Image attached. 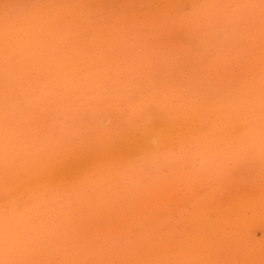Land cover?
Segmentation results:
<instances>
[{"label": "rangeland", "instance_id": "374dc122", "mask_svg": "<svg viewBox=\"0 0 264 264\" xmlns=\"http://www.w3.org/2000/svg\"><path fill=\"white\" fill-rule=\"evenodd\" d=\"M263 120L264 0H0V264H264Z\"/></svg>", "mask_w": 264, "mask_h": 264}, {"label": "bare ground", "instance_id": "6f19581e", "mask_svg": "<svg viewBox=\"0 0 264 264\" xmlns=\"http://www.w3.org/2000/svg\"><path fill=\"white\" fill-rule=\"evenodd\" d=\"M137 75V74H136ZM139 106V105H138ZM163 106V105H162ZM135 108V107H134ZM179 108V107H178ZM205 108V107H204ZM63 109V108H62ZM146 109V108H145ZM216 109V108H215ZM190 111V110H189ZM222 111V110H221ZM233 111V110H232ZM231 111V112H232ZM169 112V111H168ZM181 112V111H180ZM249 112V111H248ZM258 112V111H257ZM82 113V112H81ZM259 113V112H258ZM164 114V113H163ZM204 114V113H203ZM227 114V113H226ZM231 114V113H230ZM245 114V113H244ZM263 114V113H262ZM161 115V114H160ZM251 115V114H250ZM249 115V116H250ZM139 116V115H138ZM168 116V115H167ZM221 116V115H220ZM242 116V115H241ZM256 116V115H255ZM170 117V116H169ZM217 117V116H216ZM232 117V116H231ZM171 118V117H170ZM191 118V117H190ZM193 118H195V117H193ZM192 118V119H193ZM212 118V117H211ZM206 119V118H205ZM191 120V119H190ZM224 120V119H223ZM181 121V120H180ZM216 121V120H215ZM240 121V120H239ZM264 121V120H263ZM202 123V122H201ZM235 123V122H234ZM237 123V122H236ZM235 123V124H236ZM260 123V122H259ZM195 124V123H194ZM206 124V123H205ZM210 124H211V122H210ZM223 124H224V122H223ZM263 124V123H262ZM213 125V124H212ZM195 126V125H194ZM202 126V125H201ZM221 126V125H220ZM248 126V125H247ZM264 126V125H263ZM216 127V126H215ZM174 128V127H173ZM187 128V127H186ZM218 128V127H217ZM160 129V128H159ZM188 129V128H187ZM196 129V128H195ZM168 130V129H167ZM166 130V131H167ZM222 130V129H221ZM237 130V129H236ZM160 131V130H159ZM189 131H191V130H189ZM241 131V130H240ZM244 131V130H243ZM205 132V131H204ZM137 133V132H136ZM161 133V132H160ZM164 133V132H163ZM188 133V132H187ZM193 133V132H192ZM200 133V132H199ZM176 134V133H175ZM185 134V133H184ZM214 135V134H213ZM189 136V135H188ZM198 136H199V134H198ZM194 137V136H193ZM196 137V136H195ZM213 137V136H212ZM169 138V137H168ZM167 138V139H168ZM177 139V138H176ZM191 139H192V137H191ZM166 140V139H165ZM172 140V139H171ZM170 140V141H171ZM190 140V139H189ZM188 140V141H189ZM195 140V139H194ZM194 140H193V142H194ZM198 141V140H197ZM240 141V140H239ZM169 142V141H168ZM201 142H202V140H201ZM166 143V142H165ZM185 143H187V142H185ZM180 144H184V142L183 143H180ZM224 144V143H223ZM165 146H168L167 144H164ZM163 145V146H164ZM190 145V144H189ZM158 146V145H157ZM164 146V147H165ZM170 146H171V144H170ZM176 146V145H175ZM222 146V145H221ZM220 146V147H221ZM171 147H173V146H171ZM160 148V147H159ZM165 148H167V147H165ZM179 148V147H178ZM178 148H176V150L178 149ZM181 148H183V147H181ZM197 148V147H196ZM163 149V148H162ZM188 149V148H187ZM218 149V148H217ZM230 149V148H229ZM233 149V148H232ZM256 149V148H255ZM166 150V149H165ZM170 150H171V148H170ZM181 150V149H180ZM173 151V150H172ZM175 152V151H174ZM165 153V152H164ZM224 153V152H223ZM136 154V153H135ZM147 154H148V152H147ZM150 154V153H149ZM156 154V153H155ZM199 154V153H198ZM102 155V154H101ZM151 155V154H150ZM160 155H161V153H160ZM229 155V154H228ZM146 156V155H145ZM220 156V155H219ZM154 157V156H153ZM200 157V156H199ZM207 157H209V156H207ZM185 158V157H184ZM198 158V157H197ZM224 158V157H223ZM131 159V158H130ZM160 159V158H159ZM162 159V158H161ZM169 159V158H168ZM171 159V158H170ZM177 159V158H176ZM202 158L200 157V159L199 160H201ZM164 160V159H163ZM161 161V160H160ZM146 162V161H145ZM170 162V161H169ZM203 162V161H202ZM149 163H152V162H149ZM168 163V162H167ZM173 163V162H172ZM177 163V162H176ZM196 163V162H195ZM221 163V162H220ZM239 163V162H238ZM160 164V163H159ZM163 164V163H162ZM171 165V164H170ZM176 165V164H175ZM158 166V165H157ZM210 166V165H209ZM240 166V165H239ZM243 166V165H242ZM245 166H247V165H245ZM166 167V166H165ZM175 167V166H174ZM204 167V166H203ZM213 167V166H212ZM212 167H210V168H212ZM244 167V166H243ZM146 168V167H145ZM185 168V167H184ZM215 168V167H214ZM187 169V168H186ZM149 170V169H148ZM158 170V169H157ZM231 170V169H230ZM247 169H245V171H246ZM250 170V169H249ZM252 170V169H251ZM154 171V170H153ZM240 171H241V168H240ZM244 171V172H245ZM158 172V171H157ZM169 172V171H168ZM243 172V171H242ZM247 172V171H246ZM249 174H251V173H249ZM193 175V174H192ZM248 178V177H247ZM247 180H249V179H247ZM212 181H214V180H212ZM226 181V180H225ZM222 182V181H221ZM261 182V181H260ZM212 183V182H211ZM232 183V182H231ZM254 183V182H253ZM256 183V182H255ZM223 185V184H222ZM235 185H236V183H235ZM242 186V185H241ZM246 186V185H245ZM244 187V186H243ZM247 187V186H246ZM252 187V186H251ZM251 187H249V188H251ZM241 188V187H240ZM252 188H254V187H252ZM252 188H251V190H252ZM241 190V189H240ZM255 191V190H254ZM256 192V191H255ZM237 193H238V191H237ZM247 193H250V192H247ZM252 193H253V190H252ZM257 193V192H256ZM240 194V193H239ZM244 194V193H243ZM225 195V194H224ZM253 195H254V193H253ZM252 195V196H253ZM258 195V194H257ZM233 196V195H232ZM239 195H237L236 196V198L238 197ZM247 196V195H246ZM254 196H256V195H254ZM240 197H241V195H240ZM235 198V197H234ZM15 199V198H14ZM238 199V198H237ZM248 199V198H247ZM228 200H229V198H228ZM235 200V199H234ZM239 200V199H238ZM237 200V201H238ZM241 201H242V199H241ZM229 203V202H228ZM239 203V202H238ZM250 203V202H249ZM248 204V203H247ZM234 206H235V204H234ZM239 211V210H238ZM234 215V214H233ZM238 216H239V214H238ZM257 216V215H256Z\"/></svg>", "mask_w": 264, "mask_h": 264}]
</instances>
